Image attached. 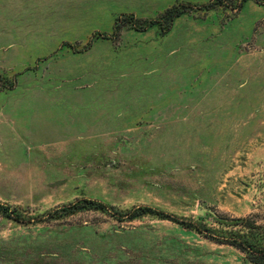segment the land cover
Wrapping results in <instances>:
<instances>
[{"label":"rangeland","instance_id":"obj_1","mask_svg":"<svg viewBox=\"0 0 264 264\" xmlns=\"http://www.w3.org/2000/svg\"><path fill=\"white\" fill-rule=\"evenodd\" d=\"M150 1L131 13L151 20L177 4L197 8L169 32L124 27L115 36L128 10H99L76 26L73 8L50 17L29 0H0V103L36 70L25 68L20 46L44 30L66 38L57 55L89 43L114 55L110 80L104 66L93 79L109 90L85 91L108 104L32 122L38 137L15 138L12 148L0 140V203L26 219L0 213V264H253L217 241L241 228L198 210L264 225V0ZM210 2V10L198 7ZM79 200L123 212L152 207L206 225L216 240L156 214L56 212Z\"/></svg>","mask_w":264,"mask_h":264},{"label":"crops","instance_id":"obj_2","mask_svg":"<svg viewBox=\"0 0 264 264\" xmlns=\"http://www.w3.org/2000/svg\"><path fill=\"white\" fill-rule=\"evenodd\" d=\"M36 4L31 6L35 8L41 7L47 10L48 15H52L50 12L53 9H69L75 10L73 25L81 26L89 19L93 20V17H97V12L104 9H115L116 11L128 10L130 14L132 11H136L138 7L137 3H142L144 0H29ZM161 3H170L172 0H158ZM151 0L150 2H158ZM37 4L39 6H37ZM143 4H140L141 7ZM171 7V6H170ZM32 8V7H31ZM141 7L140 9H144ZM169 8V7H168ZM135 12H133L132 15ZM125 15V14H123ZM127 15H129L127 13ZM59 16V15H58ZM136 16V15H135ZM51 17V16H50ZM71 17V16H70ZM72 18V17H71ZM73 19V18H72ZM177 20V19H176ZM61 23V22H60ZM70 24L69 23H65ZM56 25H60L56 22ZM58 29V28H57ZM58 32H50V30H44L43 33L37 36L35 39H29L27 42H21L20 48L26 53L23 59L25 68H35L36 70L29 72L26 78H23L19 89H16V97H8L3 103H0V140L5 139V145L11 148L15 145L14 139L19 137H38L39 125L30 124L37 122L44 118H54L56 116H82L89 111L84 107L93 106L99 102L102 106L107 99L104 97L94 99L93 96H86L89 89L109 90V82H94L93 79L98 76L99 73L105 72L106 80H110L108 76L110 59L113 58V53L108 54V50L104 52H96L93 46L88 50L78 51L74 53L68 50L60 51L61 43L67 41L63 38V34ZM84 40V38H82ZM63 45V44H62ZM104 46V45H103ZM106 52V54H105ZM110 53V52H109ZM102 58L103 64L99 65L93 58ZM39 59H46L40 61ZM105 60V61H104ZM98 66L102 67L100 72ZM105 68V70H103ZM26 80V81H25ZM89 83V84H88ZM21 87V88H20ZM95 89V90H96ZM20 90V91H19ZM97 91V90H96ZM19 92H21L19 94ZM19 95H22L19 97ZM104 96V94L102 95ZM105 96L108 97V92H105ZM105 100V101H104ZM107 100V104H108ZM70 107H76L71 109ZM81 107V109H78ZM86 109V110H85ZM78 110V114L71 113ZM82 111V112H81ZM90 112V111H89ZM94 110L91 112L93 113ZM106 113L103 109L100 114ZM94 114V113H93ZM108 114V112L106 113ZM97 115V116H98ZM94 116H96L94 114ZM84 119V118H83ZM28 127H31L33 134L26 133ZM36 129V130H35ZM14 131L22 132V134H15ZM24 133V134H23ZM29 134V135H28ZM4 137V138H3ZM41 137V136H40ZM8 139L10 142L8 143ZM18 144H20L18 142Z\"/></svg>","mask_w":264,"mask_h":264},{"label":"trees","instance_id":"obj_3","mask_svg":"<svg viewBox=\"0 0 264 264\" xmlns=\"http://www.w3.org/2000/svg\"><path fill=\"white\" fill-rule=\"evenodd\" d=\"M217 2L223 1L217 0ZM217 2H210L198 7L204 10H210L213 4H216ZM195 8H197V5L192 3L177 4L165 10L158 18L151 20H142L136 18L134 15H124L116 20L114 35H118L120 30L124 27H130L136 31L143 32L155 25L162 27L165 33L169 32L177 18L181 17L185 13L195 10ZM98 37L99 36L96 38ZM90 46L91 43H89L85 49H89ZM110 209L114 210L112 213L113 215L119 216L120 218L127 217L130 220H135L149 214H156L162 219L171 220L184 226L185 228L195 230L201 234H206L211 239L216 240V233L206 225H203L200 222L196 223L193 221H179L178 218L172 217L168 213L156 210L152 207H137L123 212L113 209L112 207L108 208L104 203L97 202L95 200H79L73 204L58 209L56 212L60 215H71L85 210H101L107 212ZM0 213H3L5 216L12 217L17 221L26 220L24 217L18 214L15 209L13 210L10 208V206L2 205L1 203ZM216 220L221 224L241 228L236 233H226L222 235V239H218V237V242L231 245L247 254L248 259L253 264H264V225H258L257 223L252 222L251 219H232L231 221H225L223 219L216 218Z\"/></svg>","mask_w":264,"mask_h":264},{"label":"water","instance_id":"obj_4","mask_svg":"<svg viewBox=\"0 0 264 264\" xmlns=\"http://www.w3.org/2000/svg\"><path fill=\"white\" fill-rule=\"evenodd\" d=\"M198 213H199L200 215L211 214V215H213V217H215V218H217V219H220V218L216 215V213H215L214 211L209 210V209L201 208V209L198 210Z\"/></svg>","mask_w":264,"mask_h":264}]
</instances>
